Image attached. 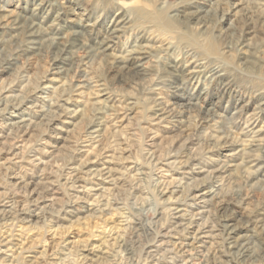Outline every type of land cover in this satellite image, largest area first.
Masks as SVG:
<instances>
[{
    "label": "rangeland",
    "instance_id": "rangeland-1",
    "mask_svg": "<svg viewBox=\"0 0 264 264\" xmlns=\"http://www.w3.org/2000/svg\"><path fill=\"white\" fill-rule=\"evenodd\" d=\"M31 4L0 0V12ZM77 12L99 37L126 13L108 56L53 81L50 53L24 67L21 57L0 80V264H235L216 201L255 221L264 213V182L249 173L263 151L243 145L264 125V0H81ZM140 46L157 81L122 73ZM18 48H1L0 60ZM177 59L192 77L168 75ZM219 65L223 78L212 75ZM105 91L108 128L91 142ZM23 98L32 122L15 129L7 117ZM253 225L241 234L264 238Z\"/></svg>",
    "mask_w": 264,
    "mask_h": 264
},
{
    "label": "bare ground",
    "instance_id": "bare-ground-1",
    "mask_svg": "<svg viewBox=\"0 0 264 264\" xmlns=\"http://www.w3.org/2000/svg\"><path fill=\"white\" fill-rule=\"evenodd\" d=\"M80 7H81V0H32L31 5L22 6L18 11L5 10L4 12L3 11L0 12V29H3V31L6 32V34H8L7 40H3L2 38H0V49L2 48V50L11 51L12 46L14 44L19 45V48L15 50L11 56L2 58L0 60V80H2V76L4 74L9 73L11 70L15 68V66L18 67L17 63L19 62L21 57L26 58L25 59L26 61H24L21 64L24 67V65L26 64L30 65V61L33 57L42 55L45 52L50 53L52 57L51 59L52 68L50 69L49 74L46 77H47V81L48 80L53 81L56 79L55 75H60V74L68 75L69 79L71 80L74 78L76 69L81 64L87 65V63L91 60H95L97 58H104L108 56L109 51L113 48V45L110 42H112L113 39L119 38L122 35L123 26L122 28L117 26H119L120 23L127 20L126 19L127 17H125L126 13L124 16L121 17V20H119L116 23V26H114V28L108 29L103 37L102 36L99 37V33H100L99 30L95 31L96 28L93 27L91 23H86L85 21H83V18L78 17L79 13L77 12V10ZM175 16L177 15L176 14L171 15V17H175ZM178 19H179L178 20L179 24L185 26L189 25L190 18L186 17L184 19L181 18ZM203 27L204 25H199V27L197 28L199 29ZM210 48L211 46L207 47L206 49L210 50ZM146 53L147 52L144 50L143 46H140L138 49H132L130 51V56L126 61V64L123 65L124 71L122 73L123 74L127 73V75L133 78L134 75L139 76L138 80H145L147 78V80L157 81L159 78H162L163 75H161L158 69L157 70L154 68L148 69L142 62L144 59L148 58L147 55H145ZM186 56H193V52L186 50ZM218 57H220V53H218ZM193 62L197 63L196 60H194ZM186 64L183 65L181 61L178 59L173 60L169 65H167L170 68L168 75L170 73H174L175 75H178L177 73H179L181 74L182 77L183 76L192 77L194 71L187 68V66H191L190 64L187 65ZM200 64L203 63H199L197 65ZM222 71H223L222 66L219 65V67L215 70V72L213 71L212 75L216 76L217 78H223L225 77L226 72H222ZM74 86L79 91L81 90L80 92H83L82 89H84L86 85L80 83ZM36 88H38V86L35 87L34 89ZM44 88H49V86L46 85ZM70 88L71 87L68 84L67 87L64 88L63 90L68 91ZM7 90H11V89H7ZM103 96L105 97L104 98L105 103L96 106L94 111L95 118L87 126L86 134L88 140L91 142H98L105 129L108 128L106 125L108 121L107 120L108 110L110 106L109 104H107L105 100L108 101L111 99L110 92L105 91L103 93ZM24 100L25 98H23L21 103L17 105L11 104L13 110L9 113V116L7 117V119L10 120L9 124L7 125L12 126L15 129H19L21 127H27L28 125H30V122H32L31 118L28 119L22 118L23 111H21L22 110L21 104L23 103ZM68 102L69 101H67V103ZM129 104H133V102H130ZM153 107L155 108L154 114L163 115L165 113L163 108L158 107V103H156ZM259 108L264 113V99L259 104ZM57 118L56 116H52L51 118L48 117V120L49 121H52L54 119L57 120ZM249 130L251 131V129ZM1 133L4 134L3 129ZM3 134L0 135V139L4 137ZM243 145L245 146L246 149H250V151L253 146H257L258 148L261 149V151H263L262 155L259 156L256 155L252 159L253 162L256 161L257 162L256 164L260 163V165L257 167L256 170L250 171L249 173L252 177H256L258 178L259 181L264 182V171L262 170L264 165V125L255 132L254 139L251 142H249L248 144L243 143ZM227 166L231 167L234 165L231 164ZM225 167L226 165L221 164L217 168V171H223ZM229 204L230 202L227 203L223 199H219L218 201H216L217 210L222 211V213L224 212L222 215L219 216V222H220V226L222 227L221 229L227 234L226 247L228 249V252L234 257L235 264H264V238L258 237L256 240H253L252 237L254 235L250 237L247 236L246 234L245 235L241 234L242 230H246V231L252 230L251 228L252 226H254L253 225L254 222L258 223L259 225L257 226L258 228H262L264 225V213H260L263 216L257 218L255 221L252 217L253 216L252 213L247 212L246 208H244L242 205L236 204L237 206L236 210H232V212L228 213ZM0 206H2L1 201H0ZM1 213L2 210H0V214ZM181 217L182 215L178 216V218ZM187 228H190L189 225L185 227V229ZM195 238L199 239L200 237L196 236Z\"/></svg>",
    "mask_w": 264,
    "mask_h": 264
}]
</instances>
